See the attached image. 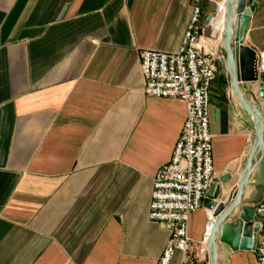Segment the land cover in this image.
Segmentation results:
<instances>
[{"label":"crops","instance_id":"0c3cea01","mask_svg":"<svg viewBox=\"0 0 264 264\" xmlns=\"http://www.w3.org/2000/svg\"><path fill=\"white\" fill-rule=\"evenodd\" d=\"M189 3L0 0V264H157L170 228L147 219L152 179L171 158L186 109L144 95L139 53L178 51ZM201 8L206 18L213 7ZM221 37L204 43L222 56L210 89L205 198L227 203L253 128L232 94ZM243 45L264 55V1ZM259 105L263 149L243 195L252 207L264 194ZM212 223L201 205L189 217L188 250L169 264H209ZM216 264H256L254 250L217 243Z\"/></svg>","mask_w":264,"mask_h":264},{"label":"built area","instance_id":"2783aa9c","mask_svg":"<svg viewBox=\"0 0 264 264\" xmlns=\"http://www.w3.org/2000/svg\"><path fill=\"white\" fill-rule=\"evenodd\" d=\"M203 4L213 7L207 24ZM189 5L191 14L178 51L139 53L144 95L178 100L186 109L171 158L152 179L147 219L170 228V239L157 264H169L175 251L188 250L189 217L201 208L213 175L208 107L222 56L206 53L204 43L223 33L225 0H190ZM256 68L264 75V55L259 56ZM253 211L259 223L254 255L256 264H264V194ZM208 233L206 228L205 238Z\"/></svg>","mask_w":264,"mask_h":264},{"label":"water","instance_id":"95a60500","mask_svg":"<svg viewBox=\"0 0 264 264\" xmlns=\"http://www.w3.org/2000/svg\"><path fill=\"white\" fill-rule=\"evenodd\" d=\"M263 1L225 0L221 37L224 65L232 94L251 118L253 140L247 163L231 199L227 203H217V197H207L202 201L203 208L211 212L213 219L206 242L209 264H216L217 243L227 246L232 251L254 250L256 233L259 230L253 207L243 203V195L257 163L255 158L263 149V126L259 102L264 101V83L261 82V76L256 68L259 56L255 51L244 46L243 41L250 17L256 6ZM209 19L210 16H207L204 24H207ZM241 90L246 97L241 94Z\"/></svg>","mask_w":264,"mask_h":264}]
</instances>
